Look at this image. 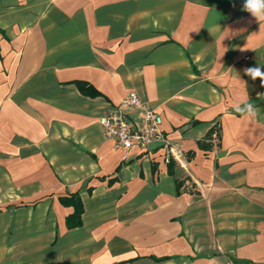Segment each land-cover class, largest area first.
Segmentation results:
<instances>
[{
  "label": "crops",
  "instance_id": "obj_1",
  "mask_svg": "<svg viewBox=\"0 0 264 264\" xmlns=\"http://www.w3.org/2000/svg\"><path fill=\"white\" fill-rule=\"evenodd\" d=\"M243 4L0 0V264H264V86L244 72L264 22ZM128 91L168 145L104 135Z\"/></svg>",
  "mask_w": 264,
  "mask_h": 264
},
{
  "label": "built area",
  "instance_id": "obj_2",
  "mask_svg": "<svg viewBox=\"0 0 264 264\" xmlns=\"http://www.w3.org/2000/svg\"><path fill=\"white\" fill-rule=\"evenodd\" d=\"M137 115L132 117L131 114ZM161 115L146 106L135 91H128L122 98L118 110L99 117L104 135L111 138L116 148L137 147L146 155L153 144L168 145L169 140L162 128Z\"/></svg>",
  "mask_w": 264,
  "mask_h": 264
},
{
  "label": "clouds",
  "instance_id": "obj_3",
  "mask_svg": "<svg viewBox=\"0 0 264 264\" xmlns=\"http://www.w3.org/2000/svg\"><path fill=\"white\" fill-rule=\"evenodd\" d=\"M243 11L248 12L259 23L264 22V0H244ZM244 72L252 80L260 79L261 85L264 86V66L248 67L244 69ZM236 111L254 116L256 109L250 103H245L242 107L238 106Z\"/></svg>",
  "mask_w": 264,
  "mask_h": 264
},
{
  "label": "trees",
  "instance_id": "obj_4",
  "mask_svg": "<svg viewBox=\"0 0 264 264\" xmlns=\"http://www.w3.org/2000/svg\"><path fill=\"white\" fill-rule=\"evenodd\" d=\"M77 87L79 88V90L85 94V95H94L97 94L98 91H96L91 85H89L86 82H82V81H75ZM213 131H215L214 129H211L208 131V133L206 134L205 138L202 140H198V145L202 148H207L210 145L205 143V139L209 138L211 136V134L213 133ZM173 161L170 158L168 160V171L169 173L172 172L171 167H172ZM181 182L177 180V186L180 187ZM71 204L74 207V211L72 214H70L67 218H66V223L68 225H75V224H79L80 223V214L82 212V205L81 202L78 198V196L76 195H72L71 197Z\"/></svg>",
  "mask_w": 264,
  "mask_h": 264
}]
</instances>
